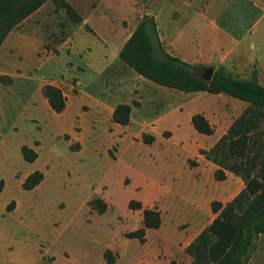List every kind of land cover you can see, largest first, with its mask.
<instances>
[{
  "label": "rangeland",
  "instance_id": "obj_1",
  "mask_svg": "<svg viewBox=\"0 0 264 264\" xmlns=\"http://www.w3.org/2000/svg\"><path fill=\"white\" fill-rule=\"evenodd\" d=\"M102 1L82 0V13L86 14L87 3L101 11V16L133 28L145 16L155 17V12L163 10L159 13L162 30L167 32L172 23L178 24L174 42L177 50L193 51L204 44L212 58L223 54L229 60L239 57L242 64L252 60L249 65L232 69L231 75L238 79L256 77L264 86V0H191L189 8H178L170 14L172 6L180 7L185 0L177 4L170 2L164 9L155 5L156 0H105L103 4ZM123 5H131L132 13L120 19L115 7L121 9ZM53 21L65 27L59 11ZM80 29L78 33L82 35L74 40V46L71 42L60 44L59 33L52 32L51 38L37 52L35 62L16 53L8 56L11 47L0 56V71L6 72L0 78L1 89L13 83L12 75L23 77L29 72L35 79L30 90L25 88L24 95L16 100L0 136L3 145L0 147V179L5 180L0 193V264H107L104 254L109 249L117 258V264H138L162 245L176 249L178 257L177 243L183 231L178 232L176 227L192 219L193 207L188 195L202 190L207 197L220 196L217 185L214 187L209 179L196 178L197 173L185 161L195 153L198 144L211 141L208 136L197 132L192 135L183 125L173 142L164 141L161 136L152 145L133 137L112 138L95 108L89 122L91 109L87 105L83 111H88V115L79 122L80 110L76 109L75 99L81 92H87L81 78L87 86L92 85L95 91L105 94L125 85L102 74L100 58L105 49L96 41L101 40L90 25L82 24ZM90 51V69L80 78L83 60ZM197 72L200 75L201 69ZM18 84L22 85L21 81ZM49 84L65 92L69 105L66 113L57 115L50 109L42 94V88ZM192 95L200 100L213 96L209 93ZM199 105L186 103L184 112L198 110ZM227 108V111H236L229 115V120L246 109L230 104ZM104 111L109 113L108 109ZM153 112V106L145 101L140 112L142 126L152 119ZM260 123L264 137V118ZM172 124L160 122L149 129L158 131ZM33 142L37 144L39 158L36 164H29L22 156L21 146ZM111 156H117V160ZM33 169L43 172L45 178L37 188L26 191L22 188V179ZM159 198L164 199L165 225L173 227L174 234L164 237L152 230L146 236L147 245L127 238V233L143 225L142 211L129 210V202L135 199L149 203ZM97 199L107 204L103 215L89 205ZM10 204L12 208L8 211ZM215 217L212 212L209 214L208 226ZM259 247L264 250V239L258 241ZM262 249L256 264H264ZM159 256H165L164 249ZM178 260L183 262L181 264L189 263L182 256ZM171 261L176 260L171 258L167 264Z\"/></svg>",
  "mask_w": 264,
  "mask_h": 264
},
{
  "label": "crops",
  "instance_id": "obj_2",
  "mask_svg": "<svg viewBox=\"0 0 264 264\" xmlns=\"http://www.w3.org/2000/svg\"><path fill=\"white\" fill-rule=\"evenodd\" d=\"M65 1L68 2L70 5H72V7H74L76 11L82 16L83 22L81 24H75L71 22L66 15V11L63 9L57 10L53 1L49 0L45 4H43L38 10L30 14L27 18H25L9 33V35L7 36L6 40L4 41L3 45L0 48V56L2 55L3 51L6 48L11 47L12 50H9L8 56L12 54L15 55L16 53L18 56L20 55L27 56V58L30 61L32 60V62H35L37 57V52L41 47L45 46L46 41L49 40V38H51L52 32L59 33L60 44L63 45V43L67 44V42H71L73 43L72 45L74 46L75 45L74 40L77 39L78 35H82L78 33L81 30L80 27L82 26V24H86V25L88 24L91 26V28L94 30V32L101 40V41L96 40L97 44H99L105 49L100 58L102 62L100 66V71L102 72V74L106 73V75H108L110 79H114V80L118 79L119 84L121 82L124 83L125 85H121L119 88L116 89L115 92L114 90H112L107 94H105L101 90L95 91L92 85L87 86L86 81L83 80L81 76L88 69H90L91 60L89 59V57L91 56V51H92L91 50L87 58L83 60L84 69L80 71L81 84H83L86 87L87 92L85 91L81 92L80 96L77 95V99H75V103L77 105L76 109L78 108L80 110V114H78L80 115L79 118L80 123L81 120H83V117L88 115V111L85 112L83 111L85 105H87L91 109L89 115V122L93 116L92 109L95 108L97 110V114L101 117V122L103 123V126L107 134L110 137L112 138L118 137L119 139H125L126 137L128 138L133 137L135 140H141L144 144H146L143 140V136L147 134L155 137V141L152 143L154 144L158 141V136H161V138L164 141L173 142L176 139V137L179 135V132L181 131L183 125L187 126L185 130L188 129L192 135H196L197 133H199L193 127L191 122L192 116L194 114L201 113L210 121V123L215 128V133L210 136L205 134L203 135L208 136V138L211 141L201 145L198 144L196 147L194 146L195 153L192 156H187L185 158V161L188 167L190 169H194V171L197 173L196 178L198 179L206 178L209 179L214 184V187L217 185L216 187L220 191L219 192L220 196L214 198L207 197L204 191L201 190L199 193L190 194L187 197L189 203H191L193 207L192 216H191L192 219L185 220L180 225H177L176 229L178 232L183 231L177 243V246L180 247L178 251L180 252L179 253L180 255L178 257L180 256H182V258L184 257V260L185 261L188 260L189 261L188 264H190L192 262V257L187 253V248L208 227L207 220L209 214H211L212 212V207H211L212 202L219 201L224 205H226L227 203L232 201L245 188V182L243 181V179L230 171H226L225 180L223 181L217 180L215 177V172L217 169H219V166L214 162H212L211 160H209L204 155H202L200 153V150L201 149L210 150L212 147H214L215 144L228 132L230 127L233 125L234 121L243 113L242 110L239 116L229 120L230 118L229 115H232V113L236 112L235 110L233 111V109L227 111L228 110L227 106L229 104L232 106L240 107V109H243V107L246 108L248 106V103L244 101H237L236 98L223 93L212 94L213 96L209 97L208 99L202 98L200 100L194 97V95L192 94H205L208 92L184 93L176 89L160 86L142 77L134 69L126 65L119 56L120 51L122 50L125 43L128 41V39L136 29L138 24L133 28H130V26L125 27L121 22H118L110 17L107 18L105 16L106 17L105 18L104 16H101L100 15L101 11L94 9L87 3H86L87 5L86 14H83L82 0H65ZM178 1L179 0H175V1L169 0L168 3L167 2L164 3L163 0H156L155 5H159L160 8L164 9V7L169 6L170 2L177 4ZM104 2L105 0L102 1V4ZM190 5H191V0H185L180 7L172 6L171 4L170 7L172 6V10L169 12V14L172 13L173 10H177L178 8H180L181 10H185L187 7L189 8ZM117 7L119 6L117 5ZM120 7L121 9L115 7L116 10H119L117 14L121 15L120 19H123L132 13L131 5L128 6L123 5ZM58 11L61 13V16L64 18L65 27H62L61 25L62 23L53 21L54 14ZM162 12L164 11L158 10L157 12H155V19L158 24L160 39L163 42L167 52H169L170 54L179 57L184 62L192 66H196L199 69H202L204 67H213L215 68V70L219 68H224L225 71L229 74L232 73V69L238 66L240 67L243 65L245 66L251 64L252 60H250L246 64H242L241 59L239 60V57L237 56L234 57L232 54L231 56L233 57L230 60L229 57L223 56V54L222 56H220V58H217L216 56L212 58L211 53L208 54L207 48L204 46V44H202L201 47L200 45L196 46V48L193 49V51H191L190 49L181 50L179 48L177 50V47L174 45V42L176 41L175 37L177 35L178 24L172 23L170 27L167 28V32H165V30H162L159 22V13ZM171 28H173L176 31L169 32ZM237 50H239V45L236 51ZM4 74H6V72L4 70H1L0 78ZM234 77L237 78V76ZM12 79H13L12 84L8 86H4L2 87V89L0 87L1 89L0 90V104H1L0 136L2 135V130L6 123V118L8 117V114L11 112V109L13 105L16 103V100L21 95H24V91L26 90L25 88H27L29 91L31 87V83H33V85L35 83L33 74L31 76L29 72H28V76H23V77L12 75ZM20 81L22 85L18 84ZM43 88H42V94H43ZM25 100L27 101L26 98ZM32 100L30 101L31 103ZM135 101L138 103V105L133 104ZM145 101H148L153 106L154 112L150 117L152 119L148 120V122L143 124L142 126L141 125L142 117L140 116V112L142 111ZM186 103L189 104L199 103L200 105L198 110L185 113L184 106ZM119 104L132 105L131 122L129 125L123 126L117 124L112 119L114 110ZM222 105H224L226 108H223ZM28 106L29 105H26V107ZM31 106L33 107V105ZM68 107L69 105L67 98V106L62 113L57 114L51 109V107L50 109L55 114L62 115L68 111ZM106 108L108 109L109 112L108 114L104 111L107 110ZM26 120H31V119L26 118ZM160 122L164 124L173 123L172 124L173 126L167 128H161L158 131L149 129L150 127L154 129V127H156ZM13 126L15 129L18 128L16 125ZM91 126H94V124L91 123ZM216 126H220V128ZM221 126L223 129H221ZM112 127H114L115 130H112ZM182 130L184 131V128ZM165 133H170V134L167 135ZM152 144H146V145H152ZM24 145L33 148L35 151H37L36 150L37 144L35 142H33L32 145L23 144L21 146V150ZM85 146L86 145L84 142V147ZM0 147H3V145L0 144ZM75 152L78 153L80 151L76 150ZM111 158L117 160V156H113V157L111 156ZM189 161H194L195 164L191 165ZM36 162L29 164H36ZM34 171L37 170L33 169L32 172L24 176V178L22 179V183L27 178V176L33 173ZM0 180H4V179H0ZM184 198H186V196H184ZM163 200L164 199L159 198L149 203H144L141 201L145 208L157 209L162 216L161 227L158 229H148L147 230L148 236L150 235V232L152 230H157L156 232L160 233L164 237L169 236V233L174 234L173 233L174 229H172L173 227L165 225V216H164L165 208L163 205L164 203ZM131 211H141V210H131ZM142 217H143V213H142ZM263 239H264V235H260L256 242V250L251 256L249 264H256V259L259 257V254L262 253L261 252L262 248L261 247L258 248V241L260 242ZM142 245H147V244H142ZM162 249H164L165 256H163V258H160L159 253H161ZM262 251L264 254L263 249ZM178 257H177L176 249L174 248L172 249L170 247H167L166 245H162L160 246V249L152 252L149 256L145 258L144 262L141 263L167 264V262L171 258H174V260L177 261V264L183 263L182 261L178 260ZM104 261L107 263L105 257H104ZM176 261L174 262L176 263ZM113 264H117V258H116V262ZM258 264H260V262Z\"/></svg>",
  "mask_w": 264,
  "mask_h": 264
},
{
  "label": "trees",
  "instance_id": "obj_3",
  "mask_svg": "<svg viewBox=\"0 0 264 264\" xmlns=\"http://www.w3.org/2000/svg\"><path fill=\"white\" fill-rule=\"evenodd\" d=\"M47 1L0 0V48L10 32ZM52 1L57 10L66 11L71 22H83L82 16L68 2ZM119 56L139 75L160 86L184 93H223L248 103L214 147L200 150L202 155L219 166L215 172L217 180H225L226 171H230L243 179L245 188L226 205L219 201L212 202V212L216 217L187 248V253L192 257L190 264H249L259 236L264 235V137L260 123L261 118H264V86L256 77L238 79L224 68L216 69L210 81L204 80L197 72L198 67L167 52L153 16L144 17L138 23ZM43 94L55 113L60 114L66 109L67 97L61 88L45 85ZM133 104L138 105L136 101ZM131 114L132 105L119 104L112 119L126 126L131 122ZM191 122L201 134L210 136L215 133L214 126L201 113L194 114ZM143 140L146 144H152L155 137L145 134ZM21 151L28 163H34L39 158L38 152L26 145ZM189 162L195 164L194 161ZM44 178L43 172L34 171L23 181L22 188L26 191L34 190ZM3 188L4 180H0V193ZM90 206L101 215L107 210V204L101 199L92 201ZM128 206L131 210L142 211L143 226L127 233L126 237L138 239L145 244L147 230L161 227V213L157 209L145 208L138 200H131ZM11 208L12 204L8 206V211ZM104 257L109 264L116 262L110 250L105 252Z\"/></svg>",
  "mask_w": 264,
  "mask_h": 264
},
{
  "label": "water",
  "instance_id": "obj_4",
  "mask_svg": "<svg viewBox=\"0 0 264 264\" xmlns=\"http://www.w3.org/2000/svg\"><path fill=\"white\" fill-rule=\"evenodd\" d=\"M215 72V68L213 67H204L201 69L200 77L204 80L210 81L213 77V74Z\"/></svg>",
  "mask_w": 264,
  "mask_h": 264
}]
</instances>
